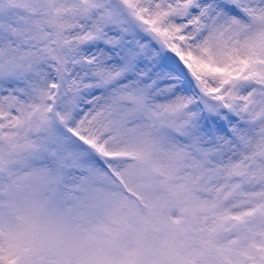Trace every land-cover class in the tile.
<instances>
[{
    "label": "snow or ice",
    "instance_id": "obj_1",
    "mask_svg": "<svg viewBox=\"0 0 264 264\" xmlns=\"http://www.w3.org/2000/svg\"><path fill=\"white\" fill-rule=\"evenodd\" d=\"M0 264H264V0H0Z\"/></svg>",
    "mask_w": 264,
    "mask_h": 264
}]
</instances>
